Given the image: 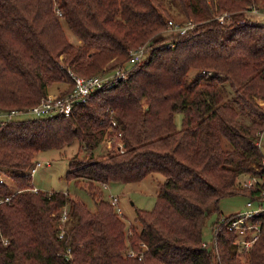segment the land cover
Listing matches in <instances>:
<instances>
[{
  "label": "trees",
  "instance_id": "trees-1",
  "mask_svg": "<svg viewBox=\"0 0 264 264\" xmlns=\"http://www.w3.org/2000/svg\"><path fill=\"white\" fill-rule=\"evenodd\" d=\"M172 1L194 22L184 33H166L173 4L165 0H0L3 110L35 105L56 83L66 94L69 69L91 76L124 68L132 49L147 46L126 77L91 92L71 114L0 125V264H264V216L253 218L260 233L246 252L219 223L222 198L256 200L264 187V23L242 11L257 0ZM108 140L113 145L95 154ZM75 141L87 153L69 158L66 177L84 184L95 210L32 184L38 154ZM156 172L165 178L155 205L136 208L141 226L128 227L102 184ZM250 177L254 187L243 183ZM216 212L220 226L204 247Z\"/></svg>",
  "mask_w": 264,
  "mask_h": 264
},
{
  "label": "rangeland",
  "instance_id": "rangeland-1",
  "mask_svg": "<svg viewBox=\"0 0 264 264\" xmlns=\"http://www.w3.org/2000/svg\"><path fill=\"white\" fill-rule=\"evenodd\" d=\"M169 5V2H172L173 6L171 7L172 19L174 22L179 24H185L189 22V20L178 10V7L173 3L172 0H165ZM252 4V3H251ZM250 4L246 5V7L242 10L246 18H250L254 21H261L262 14L253 13L248 10ZM255 5L261 10L264 11V1L257 0ZM171 6V5H170ZM231 18L227 22L230 21ZM234 20V19H232ZM64 28L68 33V36L73 38L71 31L67 28L64 23ZM178 31L176 29H172L168 27V31L166 33H172ZM128 62L126 66H128ZM114 71V70H112ZM195 71H192L194 74ZM101 74V73H98ZM96 75V74H95ZM59 83H56L50 87V91L52 93L58 91ZM58 93V92H57ZM56 93V94H57ZM31 117V115H27ZM182 117L183 114L181 112L176 113L175 121L178 127L182 126ZM19 118H24L19 116ZM81 143L79 141H75L71 145L65 146L62 149H50L43 153H39L37 158L40 161H48L49 164H44L39 166L37 170L33 174L32 184L35 185V188H39L42 190L50 191L53 189L64 190L70 193L72 197L81 198L90 209L95 210L96 205L95 201L92 198L91 194L88 192L87 188L84 184H77L75 180H68L66 177V173L68 170V160L70 157L75 155L76 153H80V156H85L87 151L84 147H81ZM81 148V149H80ZM107 142L102 143L95 150V154H99L101 152H105L107 150ZM262 151L264 152V141L261 143ZM164 175L161 173H152L146 176L144 179L135 182H113L109 184L108 188H103L104 195L106 198L109 197V194H115L119 196V205L122 209L123 219L126 222L127 226H134L135 228H140V223L136 219V208L142 209H152L155 205L158 191V183L164 180ZM7 182L11 180L6 176ZM65 192V193H66ZM248 197L245 195H233L227 196L220 200L219 207L222 215H229L235 213L237 211H242L246 208V203L248 201ZM217 212L212 214L206 222L204 227V241L208 243H213V227L214 222L217 220Z\"/></svg>",
  "mask_w": 264,
  "mask_h": 264
},
{
  "label": "built area",
  "instance_id": "built-area-1",
  "mask_svg": "<svg viewBox=\"0 0 264 264\" xmlns=\"http://www.w3.org/2000/svg\"><path fill=\"white\" fill-rule=\"evenodd\" d=\"M248 10L253 13L262 14V22L264 23V11H261L255 4H250ZM59 14H62L58 10ZM230 14L223 13L218 15V19L225 23L229 20ZM194 26V22L189 20L185 24H179L174 22L172 19L168 20V27L178 30L180 33L186 32L188 29ZM147 54V46L145 44L139 45L130 52V58L128 61V66L122 68H115L114 71H105L101 74L84 76L75 74L72 70L69 69V72L73 78L74 86L66 94L60 95L56 93H49L46 98H43L40 102L28 108H11V109H0V125L7 123L10 120L22 117H41V116H50L54 114H65L69 115L72 113L73 107L75 104L80 102L87 101V98L91 92L101 88L103 85H111L115 80H119L129 73V70L133 64L141 62ZM115 124L116 122L113 121ZM118 135H121L119 132ZM262 133L260 134L258 144L260 145ZM112 141H107V147L112 146ZM44 164H49L48 161H40L36 159L34 165L31 168V174L33 176L34 172L39 166ZM1 181H4V176L0 177ZM258 179L256 177L246 178L244 180V185L247 187H254ZM103 188H108L109 184H102ZM34 190L37 191L38 188L34 187ZM67 194V192L65 193ZM108 199L111 204L115 207L116 211L123 215L122 209L119 205V196L115 194H109ZM256 216H264V187L261 189V192L256 200L248 199L246 203V208L242 211H237L233 216L229 217L228 215H221L219 223L225 224L230 231H233L237 234V240L240 248L246 252L248 251L253 243L258 239L260 233V224L253 221V218ZM69 218V212L67 206L62 209L60 215V225H59V236L64 237L65 233V223ZM219 225H214L213 229L218 230ZM204 247H211L212 243L203 241ZM131 255H134L133 251L129 252Z\"/></svg>",
  "mask_w": 264,
  "mask_h": 264
},
{
  "label": "crops",
  "instance_id": "crops-1",
  "mask_svg": "<svg viewBox=\"0 0 264 264\" xmlns=\"http://www.w3.org/2000/svg\"><path fill=\"white\" fill-rule=\"evenodd\" d=\"M58 91H59V90H58ZM58 91H56V92H54V93H57ZM262 140L264 141V132L262 133V136H261L260 146H261Z\"/></svg>",
  "mask_w": 264,
  "mask_h": 264
}]
</instances>
